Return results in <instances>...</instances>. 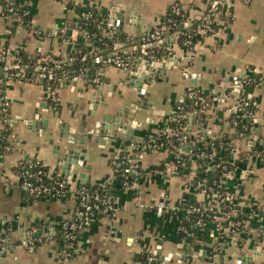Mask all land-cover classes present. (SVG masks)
Masks as SVG:
<instances>
[{"label":"crops","instance_id":"obj_1","mask_svg":"<svg viewBox=\"0 0 264 264\" xmlns=\"http://www.w3.org/2000/svg\"><path fill=\"white\" fill-rule=\"evenodd\" d=\"M72 1L74 5L67 0H27L30 28L19 20L0 16V47L7 45L10 52L20 46L40 57L68 59L84 46L91 55L95 45L81 26L87 6L101 13L105 22L102 31L112 39L105 58L94 52V74H65L52 90L45 87L39 72H33L30 79L18 78L0 67L2 89L10 101L9 133L14 134V139L9 138L10 147L0 151V264H134V256L143 250L154 253L162 264H233L236 255L244 259L250 256L253 264L263 262L264 162L253 155L237 161L234 177L227 184L236 197L232 215L240 214V225L236 227L222 220L224 223L218 230L214 220H208L199 227L201 238L196 239L180 235L189 219L181 206L189 200L206 201L205 195L191 184L199 169L191 153L194 144L184 145L185 158L179 165L182 169L179 167L176 173L170 171L172 156L168 151H152L145 144L150 136L170 131L169 121L176 106L188 104L185 99L188 90L201 92L207 104L206 123L190 121L188 125L192 136L199 130L233 132L229 117L234 108L228 92L234 96L240 93L242 78L253 69L264 72V0H226L232 12L231 21L216 16L215 30L207 35L195 34L198 38L189 47L179 42L177 30H170L171 27H162L151 40L144 35L160 24L161 16L176 2L184 8V22L190 25L197 21L206 9L204 0ZM64 23L69 26L65 35L61 33ZM152 42L157 43L162 57L175 60L172 59V66L164 74H158L150 82L145 98L151 105L138 108L130 123H126L135 140H129L124 133L117 138L101 136L97 142L86 140L82 145L90 150L87 167L72 165V169L87 174L88 184H108L114 201L113 207L106 206L81 228L72 255L64 258L60 254L64 240L56 235V227L60 221L72 218L76 203L73 190L82 183V177L77 175L75 181L68 179L72 186L65 195L31 199L18 186L16 164L21 158L37 157L50 173L60 176L53 149V143L58 142L57 124L64 122L77 128L80 115L89 109L84 101L91 97L93 85H102L105 99L109 98L112 85L116 84V90L123 88L117 81L128 68L116 66L113 56L128 53L127 57L135 58L147 49L151 53L155 46L146 45ZM5 73L6 78L1 79ZM245 92L255 99L256 110L249 131L235 135L233 144L238 150L257 145V137L264 141V79ZM116 97V92L110 96ZM98 110L105 111L100 105ZM36 112L39 119H34ZM86 120L84 130L89 131V116ZM49 138H53L52 143ZM238 150L229 153L233 160L239 158ZM113 155H124L128 160V169L122 168V184L112 166ZM133 162L139 166L137 169L132 167ZM160 166L164 171L157 173L156 167ZM161 192L167 193L169 208L160 212L150 205L155 204ZM35 229L37 234L47 232L46 239L28 246L31 230Z\"/></svg>","mask_w":264,"mask_h":264},{"label":"built area","instance_id":"obj_2","mask_svg":"<svg viewBox=\"0 0 264 264\" xmlns=\"http://www.w3.org/2000/svg\"><path fill=\"white\" fill-rule=\"evenodd\" d=\"M226 0H213V4H217L218 2L224 3ZM15 0H6L5 2H1L0 4V16H5L10 18V20H14L16 22H21L19 15L16 11V6L14 5ZM174 5V4H173ZM182 6V5H181ZM176 10H178L179 6H175ZM183 8V6H182ZM184 9V8H183ZM29 8H25L23 10L24 13L29 12ZM91 15V12H89ZM183 19L179 22L172 17H168V23L165 24L160 21V24L153 26L149 29L144 37L147 39H153L159 35L161 32L162 27H173L177 30V35L181 33L179 29V24L185 21V13H182ZM229 11L225 12V16L228 17ZM217 16V11L214 9H209L205 13L202 14V19L200 21L199 27L195 30V32L191 35L194 36L195 34L200 35H207L215 30L213 25L215 18ZM69 30V26L67 23H64L61 27V33L63 35ZM90 35V34H88ZM182 43L189 47L192 45L189 39L182 41ZM19 46H16L11 52L8 50L7 45H2L0 47V58L2 60L5 59V62L11 60L12 64L15 67H19L21 64L20 58L17 57V53L19 51ZM78 52L82 53V49L79 48ZM95 52L98 53L99 49H96ZM85 54V52L83 53ZM75 56H70L68 59L63 57H56L51 55H44L38 58V63L36 64V70L40 73L41 77H44L45 74H51L52 70L57 67H61V65L65 64L66 62H70L74 60ZM114 64L119 67H124L128 64L127 56H121L116 54L112 58ZM87 66H83L80 68L79 72L84 73L87 71ZM65 74H72L70 72H65ZM184 76H188L187 71H183ZM9 75L15 76L18 78H23L24 73L21 69L11 72ZM2 79V77H1ZM45 87L49 90H52L54 86L49 85L48 83L44 82ZM240 93L236 96L232 94L231 91L228 92V95L232 99L234 111L232 114L240 116L241 118L245 116H251L255 112L256 101L255 99H251L249 96H246V92L240 83ZM54 89V88H53ZM187 95L194 99L193 110L189 111L188 114L192 115V113L196 112L197 110V103L203 102L204 97L198 94L194 90H188ZM9 96L4 92L2 89V81L0 80V120L2 127L6 129H11V121L9 120V116L7 115V109L9 106ZM178 106H176V113L174 114L171 119H176L182 117V113L178 112ZM232 115V117L234 116ZM233 124H239V121L233 119ZM247 122V121H246ZM246 122H240V125L246 127ZM182 131V133L178 134V132ZM170 132V133H169ZM160 132L158 134L150 136L146 140L145 146L152 151L158 150H166L172 156V163L170 171L172 173H176L178 171L179 165L183 161V153H184V145L185 144H198L203 138L204 135L201 132H197L195 135H191L189 130H186L185 125H179L175 128L170 127V131ZM161 134H177L178 138L180 139L179 144L172 143L170 140L164 142L162 139H159ZM14 139V134L10 131L8 133L7 138ZM3 138V137H2ZM1 138V139H2ZM0 148H3L4 151L8 148V145H2L0 140ZM236 148H232L230 152H235ZM193 159L195 160V156L204 157L209 156L212 157L214 154L213 151L206 153L204 151L194 153L192 152ZM253 156L264 161V151L261 149L253 150ZM124 155H113L111 157L112 166L114 168L115 174L118 167L127 161ZM196 161V160H195ZM197 162V161H196ZM233 162V158L229 160V163ZM222 164L220 161H210L208 163V167H215ZM132 167L137 169L138 165H135V162L132 163ZM225 166L224 164L222 165ZM235 166H231L223 173V178L217 182L213 180L212 183H206L205 179L197 180L196 183L193 185L196 190L202 192L205 195L206 201H195L189 200L186 201L182 206L181 209L188 215H196L193 227H202L206 224L208 220H214L215 228L220 230L222 228V220H226L227 222H231L234 226L238 227L240 225V219L231 220L229 217L232 215L234 210V193L232 190L228 189V182L233 179L235 173ZM166 170V169H165ZM164 171L163 167H156L157 173H162ZM16 173L19 177V188L22 190L26 196L30 197L31 199H37L40 197H52V196H62L67 194L72 186V182L68 179L60 176H55L48 168L45 166L44 162L37 157H24L21 158L18 163L16 164ZM216 185H215V184ZM223 183V184H222ZM74 196L76 198L75 208L72 212V221L68 222V220H63L61 223L62 228V237L64 238V243L60 249V254L64 258H68L72 255L74 247H75V230L82 228L85 224H87L93 217L96 216V209L100 204H104L105 206H109L110 208L113 207L114 196L112 194H102L100 191L94 188H90L84 184H78L74 187L73 190ZM222 202H227V208L225 209L222 205ZM141 206L145 207V204H140ZM146 206H148L146 204ZM155 207L158 211H162L164 209L169 208V201L168 195L165 192H161L159 198L155 202L154 205H150ZM210 216V218H207ZM207 218V219H206ZM184 231L188 234L191 233L189 229L183 227ZM33 232V233H32ZM47 232L37 234L36 229L31 230V235L28 238L27 244L28 246H33L36 241H43L46 239ZM156 255L154 253L147 254V260L151 261L156 259ZM135 263V261H134ZM137 264H145L143 261L136 260Z\"/></svg>","mask_w":264,"mask_h":264},{"label":"trees","instance_id":"obj_3","mask_svg":"<svg viewBox=\"0 0 264 264\" xmlns=\"http://www.w3.org/2000/svg\"><path fill=\"white\" fill-rule=\"evenodd\" d=\"M6 0H1V2H5ZM207 4L206 9L204 10V13L206 11H208L209 9H214V11H217V16L220 19H223L226 22H230L232 19V12L229 6H227L228 1L224 2V3H220L218 2L217 4H213V0H204ZM67 2L70 5H74V1L72 0H67ZM14 5L16 6V11L17 14L20 17L21 23L26 26L27 28H30V22H31V13L30 10L28 13H24L23 10L25 8H29V4L27 3V0H15ZM179 6L178 10H176L175 6ZM76 9L79 10V7L76 6ZM229 11V15L228 17H225V12ZM89 12H91V15H89ZM184 12V9L181 6V3L176 2L171 9L167 10L165 12V14H163L161 16V21L165 24L168 23V17H172L176 20V22H179L183 19V15L182 13ZM202 18L198 19L195 22H191L190 25L188 26H183V27H179L181 33L178 35V40L179 42H182L186 39H189L190 42L192 43L193 41H195L198 37L197 35H194L191 37V35L195 32V30L199 27L200 21ZM214 27H217L216 22L213 23ZM81 26L84 27L88 34H90L88 37L91 40V42L94 43V45L96 46V49H99V52L97 53L98 55H100L101 58H105L106 55L105 53L107 52V47L112 45V39L107 35L104 34V32L102 31L103 27L105 28V22L103 21V16L101 15V13L97 10L94 9L90 6H87L84 10V15L82 18V23ZM137 43V42H134ZM95 46L93 49V53L90 55L88 53V48H84L81 47L82 49V53L76 51L73 56H75L74 60H72L71 64L67 65L66 63L61 65V67H57L54 68L51 72V74H45L44 79H43V83L46 82L51 86H54L56 81L62 77L64 75L65 72H70L72 74H78L80 73L79 70L81 67L83 66H87V71L84 72L83 74H94L95 73V63L92 62V58L95 56L94 52H95ZM19 51L17 53V57L20 58L21 64L19 67H15L11 62V60H8V64H6L5 59L2 60V58H0V67H4V66H8L7 67V73L10 74L13 71H16L18 69H21L24 73L25 77H28L29 79L32 77L33 72H38L36 70V64L38 63V58L40 57L39 54H31L26 52L25 50H23V48H21L19 46ZM85 52V54H83ZM96 53V52H95ZM94 54V55H93ZM128 55V53L126 54ZM125 55V56H126ZM10 66V67H9ZM264 79V72L262 71H258L256 69H253L250 74H247L245 77L242 78L241 80V84L243 89H249L251 87H253L254 85L261 83ZM3 85V84H2ZM198 94L202 95L203 94L201 92H198ZM246 96H249L246 93ZM251 99H253L252 96H249ZM185 99L188 101V104L183 103L179 104L178 106V112L182 113V117L173 119L171 121H169V125L172 128H175L179 125H185L186 126V130H188V125L190 123V121L194 122V123H201L204 124L206 123L207 120V113H205V109L207 107V104L205 101L203 102H198L197 104V110L196 112L192 113V115L188 114L189 111L193 110V105H194V99L191 97H186ZM55 104V102H52ZM234 115V114H232ZM232 115L229 117V124L230 126L234 129L233 132H207L206 130H199V132H201L204 135V138L198 143V144H194L191 147V151L194 153H198L201 151H204L206 153H209L211 151L214 152V154L212 155V157L209 156H204V157H198L195 156V160L197 161V163L199 164V169L197 172V176L195 178H193L191 180V184H195L197 180H202L205 179L206 183H212L213 180H216L217 182H219L222 178H223V173L230 168L231 166H235L237 165V161H243L246 159L247 156L249 155H253V150L255 149H261L264 151V145L262 144H257L254 146H251L249 149L247 150H241V149H237L236 146H234L233 144V140L236 134H240V133H246L249 131L250 127L252 126V118L251 116H245L243 118H241L240 116L234 115L232 117ZM233 119H236L239 121V124L234 125L233 124ZM243 121H247L246 122V127L240 125V122ZM9 133V129H6L4 127L0 128V140L2 145H8L10 147V141L9 138H7V135ZM182 133V131L178 132V134ZM3 137V138H2ZM2 138V139H1ZM159 139H162L164 142H167L168 140H170L172 143H176L179 144L180 139L178 138L177 134H161ZM236 148L235 150H238L239 152V158L234 159L232 163H229V160H231V157L229 155L230 150L232 148ZM3 148H0V151H2ZM183 158L184 155H182ZM126 161V160H125ZM210 161H220L222 164H220L219 166H215L213 168L208 167V163ZM264 162V161H263ZM125 163H122L118 169L116 170V173L118 172V174H116L117 178H121L122 179V173L123 171V166ZM225 165L224 167L222 165ZM161 167V166H160ZM121 184H122V180ZM90 188H94L97 189L98 191H100V193L102 194H112L113 195V190L111 189V187L108 184H88V183H82ZM215 184V183H214ZM223 184V183H222ZM216 185V184H215ZM113 188V187H112ZM229 190H232L229 186H228ZM233 191V190H232ZM234 193V192H233ZM25 197L26 194L23 192ZM114 196V195H113ZM30 198V197H28ZM188 197H186L187 199ZM235 195H234V207L236 205V200H235ZM76 199V198H75ZM223 207L226 209L227 205H229V203L227 202H222ZM76 206V205H75ZM74 206V208H75ZM106 206L104 204H100V206H98V208L96 209V216L100 215V213L102 212V210L105 208ZM196 215H189V219L188 221L185 223V227L187 229H189L191 231L190 234L186 233L184 230L180 231V235H189L192 238H201L200 234H199V227H193V222L195 219ZM207 218H210V216H208ZM206 218V219H207ZM241 216L239 215H231L229 217V219L231 220H237L240 219ZM72 218L68 220V222H71ZM63 221H60V223L58 224V226L56 227V231L58 236L61 235L62 237V228H61V223ZM224 223V222H223ZM222 223V224H223ZM81 230V228L75 230V235L76 237L78 236V232ZM222 237H225V235L221 234ZM62 239L64 240V238L62 237ZM76 240V238H75ZM147 254H149V251L147 250H143L139 253H137L134 256V264L136 263V260H141L143 262H145V264H162V261L156 257V259L148 261L147 260Z\"/></svg>","mask_w":264,"mask_h":264},{"label":"water","instance_id":"obj_4","mask_svg":"<svg viewBox=\"0 0 264 264\" xmlns=\"http://www.w3.org/2000/svg\"><path fill=\"white\" fill-rule=\"evenodd\" d=\"M187 25V22H183L179 24V27ZM174 29L173 27L170 28V30ZM118 32L120 33V26ZM138 43H140L139 40ZM156 44V42H152L147 44L146 47L155 46ZM135 48L137 49L138 45H135ZM127 59L128 64L124 67L128 69H125L124 74H122L117 81L123 88L116 90V84H114V86L112 85L110 93L107 94L109 98L105 99L101 89L102 85H93L92 87L94 90L90 93L91 97L84 101L88 104L89 109L80 115L81 122L79 126L77 128H70L69 124L64 122H59L57 124L58 132L56 136L58 142L53 143V149L56 154V165L60 170L61 177L75 181L78 175L82 177L81 182L86 183L87 174L84 172L79 173L78 170L72 169V165H77L82 168L87 167L86 160L90 155V150L82 146L86 140L97 142L101 136L117 138L124 133L127 134L129 140H135L134 136H132V129L128 127L127 124L130 123L138 108L151 105V102L145 98L150 82L158 74H164L166 68L172 66V59L175 60V58L162 57V54L157 51V46L152 49L151 53H148L147 49L145 52L141 51V54L137 57L133 58L129 56ZM7 67L8 66H4L1 70ZM2 78H6V73ZM230 79L232 80L233 78L231 77ZM115 92L117 97L110 98ZM118 100H122L123 102L119 104ZM99 105L105 109V111L99 112ZM87 116H89V120L91 121V129H89V131L84 130V126L87 123ZM39 117V113L36 112L34 119H39ZM43 122L47 123V119L44 118ZM30 124L34 126V122H30ZM42 130H46V128ZM50 133L49 131L48 136ZM252 139L253 138L250 140ZM256 139L259 144L264 145V141L261 137H257ZM49 142L52 143L53 138H49ZM124 167L128 169V164H125ZM179 167L182 169V166ZM258 250H261V247ZM195 256H197V254ZM160 258L163 259V257ZM233 264L253 263L251 262L250 256L244 259L242 255H236ZM258 264H264V261Z\"/></svg>","mask_w":264,"mask_h":264}]
</instances>
